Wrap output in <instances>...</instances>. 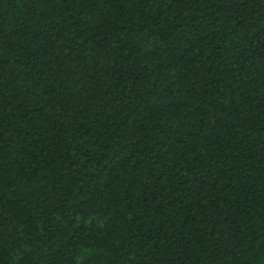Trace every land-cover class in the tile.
<instances>
[{
    "label": "trees",
    "instance_id": "1",
    "mask_svg": "<svg viewBox=\"0 0 264 264\" xmlns=\"http://www.w3.org/2000/svg\"><path fill=\"white\" fill-rule=\"evenodd\" d=\"M0 264H264V0H0Z\"/></svg>",
    "mask_w": 264,
    "mask_h": 264
}]
</instances>
